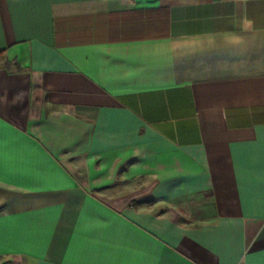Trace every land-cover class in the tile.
Here are the masks:
<instances>
[{
  "label": "crops",
  "instance_id": "0c3cea01",
  "mask_svg": "<svg viewBox=\"0 0 264 264\" xmlns=\"http://www.w3.org/2000/svg\"><path fill=\"white\" fill-rule=\"evenodd\" d=\"M0 264H264V0H0Z\"/></svg>",
  "mask_w": 264,
  "mask_h": 264
}]
</instances>
